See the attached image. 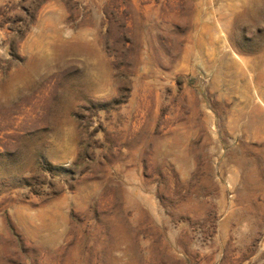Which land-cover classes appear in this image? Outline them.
<instances>
[{
    "label": "rangeland",
    "instance_id": "rangeland-1",
    "mask_svg": "<svg viewBox=\"0 0 264 264\" xmlns=\"http://www.w3.org/2000/svg\"><path fill=\"white\" fill-rule=\"evenodd\" d=\"M0 264H264V0H0Z\"/></svg>",
    "mask_w": 264,
    "mask_h": 264
}]
</instances>
